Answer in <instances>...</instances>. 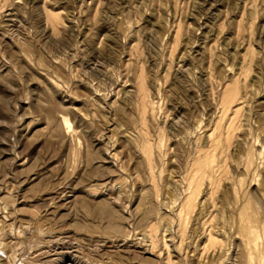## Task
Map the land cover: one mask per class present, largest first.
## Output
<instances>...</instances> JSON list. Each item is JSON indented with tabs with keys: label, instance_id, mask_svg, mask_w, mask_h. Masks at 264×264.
Returning a JSON list of instances; mask_svg holds the SVG:
<instances>
[{
	"label": "rangeland",
	"instance_id": "obj_1",
	"mask_svg": "<svg viewBox=\"0 0 264 264\" xmlns=\"http://www.w3.org/2000/svg\"><path fill=\"white\" fill-rule=\"evenodd\" d=\"M0 264H264V0H0Z\"/></svg>",
	"mask_w": 264,
	"mask_h": 264
}]
</instances>
